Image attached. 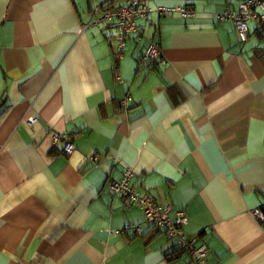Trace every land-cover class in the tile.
Masks as SVG:
<instances>
[{
    "label": "crops",
    "instance_id": "0c3cea01",
    "mask_svg": "<svg viewBox=\"0 0 264 264\" xmlns=\"http://www.w3.org/2000/svg\"><path fill=\"white\" fill-rule=\"evenodd\" d=\"M124 1L0 0V264H194L110 193L126 169L185 213L210 264H264L251 213L264 209V31L250 19L240 40L224 13L242 0H141L193 13L136 20L143 36L116 60L114 23L83 26ZM149 41L164 65L144 59ZM53 133L76 150L62 154ZM127 223L142 232L110 235Z\"/></svg>",
    "mask_w": 264,
    "mask_h": 264
},
{
    "label": "built area",
    "instance_id": "2783aa9c",
    "mask_svg": "<svg viewBox=\"0 0 264 264\" xmlns=\"http://www.w3.org/2000/svg\"><path fill=\"white\" fill-rule=\"evenodd\" d=\"M103 4L104 3L98 4L92 9L91 22L85 24L83 29L90 25L106 28L111 23L116 22V38L118 40L115 54L116 60L123 56L127 36L131 34H134L138 38L143 36L142 29L136 24V20H145L153 12H156L160 17L175 13L183 18L190 17L193 13V9L189 6L160 7L154 10L141 0H125L124 3L116 9L104 7ZM255 10H258V13H256ZM238 11L239 12L226 11L224 17L232 20L241 41L247 40V23L250 19L258 20L256 27L258 32L264 31V0H242L239 4ZM143 57L151 61L160 59V64H165V61L161 57L160 45L154 41L148 42ZM115 78L118 82H123L116 68ZM132 102V98L127 96L120 101V104L122 108L127 109L128 104ZM24 121L29 126H32L38 121V116L36 114H29L24 118ZM51 138L54 145H61V152L65 156L71 155L76 150L72 139L67 134L53 133ZM89 159L91 161L95 160L94 156H90ZM132 178V170L126 169L123 171L120 180L108 183V190L111 194L123 198L125 203L142 209L145 222L163 229L165 234L170 239L174 240L177 249L189 256L194 264H210L208 258L209 248L207 245L198 243L196 236H189L183 230V227L187 224V216L185 213L176 211L174 216H171L172 207L170 205L156 200L148 194L138 192L131 184ZM251 213L259 223L261 231L264 233L263 207L253 209ZM123 232H132L137 235L140 234L142 230L137 224L127 223L122 229L109 231L110 235Z\"/></svg>",
    "mask_w": 264,
    "mask_h": 264
},
{
    "label": "trees",
    "instance_id": "16d2710c",
    "mask_svg": "<svg viewBox=\"0 0 264 264\" xmlns=\"http://www.w3.org/2000/svg\"><path fill=\"white\" fill-rule=\"evenodd\" d=\"M103 6H104V7L111 8V7H110V6H111V4H109V3H107V4H105V3H104V4H103ZM111 9H113V8H111ZM113 23H114V25H115V28H116V22H113ZM113 23H111V24H113ZM111 24H110V25H111ZM176 253H178V255H182V254H184V253H183V252H181L179 249H176V250H175V251H174L172 254H170V255H173V256H175V254H176ZM172 260H174V258H172V259H171V261H172Z\"/></svg>",
    "mask_w": 264,
    "mask_h": 264
}]
</instances>
